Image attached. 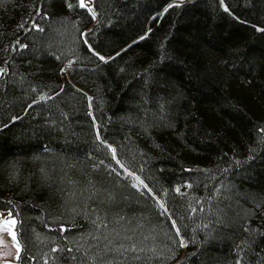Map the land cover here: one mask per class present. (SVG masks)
Wrapping results in <instances>:
<instances>
[{
	"label": "trees",
	"instance_id": "obj_1",
	"mask_svg": "<svg viewBox=\"0 0 264 264\" xmlns=\"http://www.w3.org/2000/svg\"><path fill=\"white\" fill-rule=\"evenodd\" d=\"M0 69L17 264H264V0H0Z\"/></svg>",
	"mask_w": 264,
	"mask_h": 264
},
{
	"label": "rangeland",
	"instance_id": "obj_2",
	"mask_svg": "<svg viewBox=\"0 0 264 264\" xmlns=\"http://www.w3.org/2000/svg\"><path fill=\"white\" fill-rule=\"evenodd\" d=\"M84 5L91 8V0H84ZM64 72L67 68L64 66ZM15 219L8 211L0 210V264H17L20 246L12 240L11 231H15V225L6 224L5 221ZM18 241V240H17Z\"/></svg>",
	"mask_w": 264,
	"mask_h": 264
},
{
	"label": "snow or ice",
	"instance_id": "obj_3",
	"mask_svg": "<svg viewBox=\"0 0 264 264\" xmlns=\"http://www.w3.org/2000/svg\"><path fill=\"white\" fill-rule=\"evenodd\" d=\"M80 6L81 7H84L85 5H84V0H80ZM40 31H42V29H39ZM100 59L101 60H103L104 59V57H100ZM0 75H3V69H0ZM115 150H113V152H114ZM141 183H143L142 181H141ZM146 187V186H145ZM189 187H191V185H189ZM177 191H179V189H177ZM5 223L6 224H8V223H10L11 225H16V223H17V221L15 220V219H11L10 221H5ZM179 230L177 229V232H178ZM11 237H12V240L13 241H16V243H17V247H19V243H18V241H17V237H16V232L13 230V231H11ZM181 246H186L183 242H181ZM19 257L17 256V259H18Z\"/></svg>",
	"mask_w": 264,
	"mask_h": 264
}]
</instances>
